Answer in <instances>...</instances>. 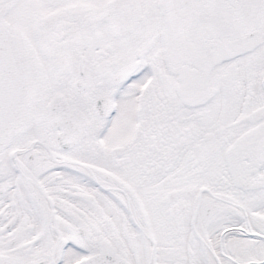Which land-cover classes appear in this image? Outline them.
<instances>
[{"label":"snow or ice","instance_id":"6c2138e0","mask_svg":"<svg viewBox=\"0 0 264 264\" xmlns=\"http://www.w3.org/2000/svg\"><path fill=\"white\" fill-rule=\"evenodd\" d=\"M0 264H264V0H0Z\"/></svg>","mask_w":264,"mask_h":264}]
</instances>
